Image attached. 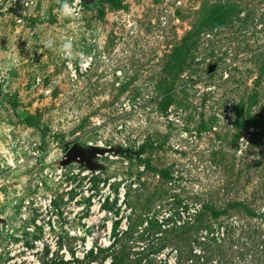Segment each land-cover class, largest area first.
Returning a JSON list of instances; mask_svg holds the SVG:
<instances>
[{
  "label": "rangeland",
  "instance_id": "obj_1",
  "mask_svg": "<svg viewBox=\"0 0 264 264\" xmlns=\"http://www.w3.org/2000/svg\"><path fill=\"white\" fill-rule=\"evenodd\" d=\"M172 253L264 264V0H0V264Z\"/></svg>",
  "mask_w": 264,
  "mask_h": 264
},
{
  "label": "water",
  "instance_id": "obj_2",
  "mask_svg": "<svg viewBox=\"0 0 264 264\" xmlns=\"http://www.w3.org/2000/svg\"><path fill=\"white\" fill-rule=\"evenodd\" d=\"M66 147H68V144L66 145ZM99 150V148L93 145L88 148H84L82 146H77L76 144H74L69 148V150H67V157L63 161V163H67L72 159H76L85 163L90 169H94L98 165L96 160H94V156L97 154V152H99Z\"/></svg>",
  "mask_w": 264,
  "mask_h": 264
},
{
  "label": "built area",
  "instance_id": "obj_3",
  "mask_svg": "<svg viewBox=\"0 0 264 264\" xmlns=\"http://www.w3.org/2000/svg\"><path fill=\"white\" fill-rule=\"evenodd\" d=\"M79 1V0H78ZM6 2H7V5L8 6H14V4L17 2V0H6ZM26 4H28V2L26 1L25 2ZM84 60V62H79V68H80V70H82L83 68H86L87 66H88V64H89V60H91V57H87V58H85V59H83ZM68 64H69V68H70V70L72 71L71 72V74L73 73V72H75L76 73V70H77V68L73 65V63L72 62H68ZM175 254L174 253H172L171 254V257H170V259H169V264H176L175 262Z\"/></svg>",
  "mask_w": 264,
  "mask_h": 264
},
{
  "label": "clouds",
  "instance_id": "obj_4",
  "mask_svg": "<svg viewBox=\"0 0 264 264\" xmlns=\"http://www.w3.org/2000/svg\"><path fill=\"white\" fill-rule=\"evenodd\" d=\"M45 47L52 48L53 47V40L52 39L46 40L45 41ZM70 48H71V41L70 40L63 43L62 50H63L65 55L70 54V52H69Z\"/></svg>",
  "mask_w": 264,
  "mask_h": 264
},
{
  "label": "bare ground",
  "instance_id": "obj_5",
  "mask_svg": "<svg viewBox=\"0 0 264 264\" xmlns=\"http://www.w3.org/2000/svg\"><path fill=\"white\" fill-rule=\"evenodd\" d=\"M89 244H90V243L88 242V247L90 246Z\"/></svg>",
  "mask_w": 264,
  "mask_h": 264
}]
</instances>
